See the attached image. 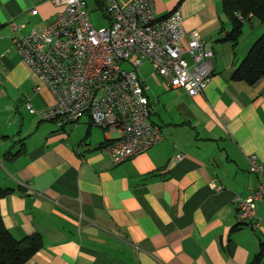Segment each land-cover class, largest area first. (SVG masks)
Here are the masks:
<instances>
[{
	"label": "crops",
	"instance_id": "0c3cea01",
	"mask_svg": "<svg viewBox=\"0 0 264 264\" xmlns=\"http://www.w3.org/2000/svg\"><path fill=\"white\" fill-rule=\"evenodd\" d=\"M90 6L102 13L95 0ZM155 6L160 17L180 8L187 34L214 51L213 80L204 95L190 97L158 75L154 89L145 79L150 120L163 140L115 165L103 147L117 133L88 116L59 126L27 108V97L38 110L55 99L47 87L35 92L39 81L13 39L41 32L57 8L50 0H0V188L10 190L0 197V219L17 240L42 236V249L26 264H264L255 262L264 201L257 204L260 228L234 230V200L262 179L247 159H264V77L254 84L232 78L264 24L249 15L243 25L251 29L243 27L234 45L222 0Z\"/></svg>",
	"mask_w": 264,
	"mask_h": 264
},
{
	"label": "built area",
	"instance_id": "2783aa9c",
	"mask_svg": "<svg viewBox=\"0 0 264 264\" xmlns=\"http://www.w3.org/2000/svg\"><path fill=\"white\" fill-rule=\"evenodd\" d=\"M50 2L57 8L54 19L41 32L13 39L16 51L39 81L35 92L47 87L55 99L38 110L27 97V108L31 115L59 126L88 116L93 126L117 133L119 137L103 147L115 165L163 140L160 127L150 120L149 86L138 74L145 61L170 88L182 89L190 97L204 95L213 80L214 51L187 34L180 8L160 17L155 0H132L125 6L103 0L102 14L110 25L97 28L88 0ZM183 157L180 153L176 160ZM247 160L249 172L262 179L252 193L234 202L238 223L257 229L261 227L257 204L264 201V159L252 155Z\"/></svg>",
	"mask_w": 264,
	"mask_h": 264
},
{
	"label": "trees",
	"instance_id": "16d2710c",
	"mask_svg": "<svg viewBox=\"0 0 264 264\" xmlns=\"http://www.w3.org/2000/svg\"><path fill=\"white\" fill-rule=\"evenodd\" d=\"M99 10L103 11V0H95ZM223 7L234 23V29L229 35L235 45L243 35V22L236 14L247 18L249 15L257 18L264 24V0H222ZM264 77V32L255 41L252 48L243 59L242 63L234 70L232 78L254 84ZM17 153L15 156H17ZM10 190L0 188V197ZM249 225L237 224L234 230L245 228ZM43 247V238L36 233L22 240H17L5 227L0 219V264H26L29 259ZM264 258V242H260V250L255 262Z\"/></svg>",
	"mask_w": 264,
	"mask_h": 264
},
{
	"label": "rangeland",
	"instance_id": "374dc122",
	"mask_svg": "<svg viewBox=\"0 0 264 264\" xmlns=\"http://www.w3.org/2000/svg\"><path fill=\"white\" fill-rule=\"evenodd\" d=\"M90 16H91V21L95 24L97 28H103V27H108V21L103 17V14L100 11H95L93 6H90ZM256 24H263L260 20H255ZM251 29L250 24H246L244 27V31H247ZM264 29V26H263ZM262 29V31H263ZM264 32V31H263ZM262 32V34H263ZM260 34V36L262 35ZM138 74L141 78H144L149 82L148 84H152L153 89H154V77H158L155 73L154 70L151 66V64L148 61H145L141 67L138 68ZM155 74V76H154Z\"/></svg>",
	"mask_w": 264,
	"mask_h": 264
}]
</instances>
